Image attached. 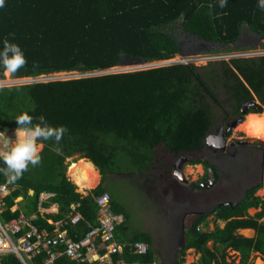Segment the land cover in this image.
I'll return each mask as SVG.
<instances>
[{"label":"trees","instance_id":"1","mask_svg":"<svg viewBox=\"0 0 264 264\" xmlns=\"http://www.w3.org/2000/svg\"><path fill=\"white\" fill-rule=\"evenodd\" d=\"M242 30L248 37L264 38V10L258 7V0H227L224 8L219 7V0H5V6L0 8V51L7 38L21 48L27 60V65L12 79L73 71L100 72L123 61H164L185 54L189 48L196 53L199 44L205 48L201 52L211 54L253 49L237 45ZM34 62L39 65L36 69L32 67ZM3 78L0 67V80ZM215 82L223 89L222 99L214 90ZM253 96L264 104V57L207 66L173 63L136 71L5 85L0 89L1 130L16 129L15 118L27 112L33 117L45 116L52 127L66 126L68 133L59 145L51 140L37 141L43 144L42 164L30 167L22 179L12 183L15 189L5 198L1 220L9 221L20 211L35 214L34 226L51 236L53 226L46 220L65 221L73 214L71 205L79 204L75 212L82 220L77 225L61 227L71 239L79 241L97 225L94 198L109 191L112 212L124 219L115 230L116 241L120 245L143 242L149 247L146 254L137 255L126 246L122 255L113 256V260L161 264L151 248L149 234L127 235L128 213L107 187L111 182L107 174L130 168L137 173L148 172L157 146L171 153V159L186 157V163L213 167L207 160L189 157L203 150L204 138L212 125L211 104L223 110L222 119L226 120L238 116L241 103ZM248 111L260 109L252 106ZM35 123L38 121L34 119ZM57 146L61 149L59 154L53 150ZM75 154L89 159L101 175L100 183L87 195L79 193L66 176V159ZM5 180L0 175V183ZM262 186L264 180L247 188L233 208L217 206L193 217L185 230V245L178 252L176 264H183L189 249L200 255L197 262L190 264H252L249 258L254 253L264 259V201L254 194ZM41 192L51 194L48 200L56 205L54 215L37 214ZM20 196L23 204L11 211L17 205L14 199ZM249 209L255 210L251 216ZM210 216L213 230L199 233L197 226L206 228ZM243 229L253 230L255 236L235 234ZM210 242L212 246L208 247ZM49 248L61 247L55 243ZM227 252L235 254L236 263L227 261ZM44 258V253H38L28 264H41ZM0 261L22 264L13 255L0 257ZM54 264L91 262L59 257Z\"/></svg>","mask_w":264,"mask_h":264},{"label":"rangeland","instance_id":"2","mask_svg":"<svg viewBox=\"0 0 264 264\" xmlns=\"http://www.w3.org/2000/svg\"><path fill=\"white\" fill-rule=\"evenodd\" d=\"M240 37L241 38L237 44L238 46H253V49L248 50V52H255L258 54V57L254 58L264 57V38L255 39L253 35H250L252 39H249L250 37H248L243 30L241 31ZM202 49L205 50L203 45L199 44L195 49L198 52L193 53L191 52V48H189L187 50L184 49L186 53L183 55L202 54ZM220 62L222 61L216 63ZM166 64L167 63H163L162 61L157 62L156 64H151L153 66H145L142 63H135L127 64L126 66H116L106 71H110L111 73L117 71H136ZM209 64H211V62L195 65L207 66ZM63 73L40 75L35 78L26 77L22 78L23 81H20L22 79H12L11 77H6L4 75L2 80L5 81V85H13L35 81L79 78L81 76L96 75L105 72H93L87 75H84L86 73L75 71ZM214 90L220 99H222L224 95L223 89L217 82L214 83ZM263 109L264 104L261 105V111L256 113L260 114ZM210 110V117L212 120L210 131L212 132L216 131V129H218L223 122H229L236 119L231 117L223 120V110H221L217 104H211ZM224 110L228 112L226 105L224 106ZM252 115L254 114H249L245 118L243 116V121L241 120L232 126L229 138L234 137L235 139H246L249 142L248 144L252 146L249 147V149L253 147L264 148V144H258V142L264 143V141L249 136V122ZM7 135H9V137L13 140L15 139V135L12 131H8ZM206 153L207 151H205L204 148V150L195 155L191 154L189 157L206 159ZM169 155H171V153L162 149L161 146H157L154 153V164L148 172L137 173L135 172V169L130 168L127 169V171L122 170L121 172L107 174V178H109L111 182H108V185L106 182L103 183L105 187L107 185V187L112 190L118 203L128 213L129 220L127 224V235L131 236L135 233L149 234L152 239L151 248L155 253L156 259L161 264H174V262L178 261L180 258L178 252L182 243V229L184 232V229L186 230L189 227L190 221H192L193 217L196 216L195 213L206 210L207 208L209 209L221 200H234L243 189L264 180V175L261 176L260 180H258L257 177H254L255 174L258 175L257 172H260L262 167H260V164L256 163V161L250 157L252 155L250 154V156H246L243 151H237L233 156H228L224 153L221 158H211L212 160L207 158V161L209 160L211 163L214 161L215 166L218 167L219 165L218 168L223 171V176L220 177L219 183L216 185L214 184L211 188H209V191L202 192L193 190L191 193L184 192L183 189L179 187V184L181 183L178 178L176 180L168 177L164 178L165 175L163 174V167L167 166L164 162L166 160L168 163L177 162V159H171ZM82 159L87 158H81L80 154H75L66 159V163H68L66 176L68 178L71 179L69 172L71 166L74 163H78ZM256 159L259 158L257 157ZM181 168L185 170L184 178H188L189 181H198L204 172L203 165L201 163L189 164L183 162L180 164L179 169ZM95 169L98 175V183H96L93 188L100 183L101 178L98 169L96 167ZM93 188L80 191L77 186V191L81 194H88ZM107 193L109 194L110 192L107 191ZM254 194L259 196L264 201V186L256 190ZM189 212L191 214H188ZM247 213L251 216L255 213V210L249 209ZM262 221H264V217L262 218ZM182 223L184 224L183 226ZM201 229L203 231L213 230L212 216L207 218V227L204 228L203 225H201ZM235 234L248 238L254 236L253 231L250 235H248L244 231L242 232L241 230H237ZM211 246L212 243H208V247ZM226 255L228 257L227 261L232 260L233 263L237 262V257H235L233 252H227ZM199 257L200 255L197 254L194 249H189L183 256V264L197 262ZM249 260L252 264H257L256 261L258 260L264 264V259L256 253L251 254Z\"/></svg>","mask_w":264,"mask_h":264},{"label":"built area","instance_id":"3","mask_svg":"<svg viewBox=\"0 0 264 264\" xmlns=\"http://www.w3.org/2000/svg\"><path fill=\"white\" fill-rule=\"evenodd\" d=\"M250 57H258V54L248 51L207 53L179 56L176 60H167L163 63L206 64ZM0 148H2V145H0ZM0 186H6L0 187V257L13 255L22 264H28L36 254L44 253L45 258L41 264H54L60 256L78 263L89 261L91 264H126L123 259L113 260V256L122 255L124 247L128 246L130 252L137 255L146 254L149 250L148 245L142 242L128 245H119L116 242L114 232L123 223V216L112 212L110 196L107 192H103L94 198L97 207V225L91 228L81 240L75 241L69 237L67 232L59 230L60 227L68 224L77 225L82 220L81 215L75 212L79 208V204L70 207L73 215L68 216L65 221L53 223L55 229L52 231V240L58 241L61 248L60 250H52L49 248L47 233L44 230L38 231L34 227L32 223L35 219L34 215L27 217L20 213L9 221L1 220V215L5 210V198L11 192L13 186L7 180L1 183ZM47 196L49 194L42 193L41 199Z\"/></svg>","mask_w":264,"mask_h":264},{"label":"clouds","instance_id":"4","mask_svg":"<svg viewBox=\"0 0 264 264\" xmlns=\"http://www.w3.org/2000/svg\"><path fill=\"white\" fill-rule=\"evenodd\" d=\"M4 6H5V0H0V8H2ZM226 6H227V0H219V7L220 8H224ZM258 7L261 10H264V0H258ZM12 35L14 38V34H12ZM207 53L211 54L209 52H202V54H207ZM224 53H228V52H224ZM179 56L184 57L186 55H177L174 58L168 59V60H174ZM250 58H254V57H250ZM244 59H248V58H244ZM233 60H236V59H233ZM164 61H167V60H164ZM164 61H162V62H164ZM221 61L223 63H228L231 60H229V61L221 60ZM157 62H160V61L146 62V63H143V65L153 66L151 64H154ZM216 62H219V61H216ZM216 62H213V63H216ZM173 63H177V62H171L169 64H173ZM179 64H181V63H179ZM26 65H27V60H26L21 48L17 44L10 43L9 40L6 38L4 40L3 50L0 51V67H2L4 75L6 77H12L16 73H18L22 68H24ZM166 65H168V64H166ZM187 65H195V64L190 63ZM159 66H163V65H159ZM159 66H157V67H159ZM195 66H197V65H195ZM32 67H33V69H36L39 67V65H38V63L34 62ZM151 68H153V67H151ZM144 69H147V68H144ZM87 74H89V73H86L84 75H87ZM18 79H22V78H18ZM20 81H23V79ZM45 81H48V80H45ZM4 86H5V81L0 80V89H3ZM253 98L256 99L254 96H253ZM260 105H263V104H260ZM248 113H256V112H248ZM241 117L243 118V114ZM34 119L36 121H38V123L33 124ZM15 121L18 125V127L16 129H14V130H1L0 129V131H1L0 132V145H2V148H0V161H2L3 165H4L3 167H0V175H3L6 178L7 182L11 183V184L16 183L18 180L22 179L23 174L25 172L29 171L30 167L35 168V167H38L42 164V156L40 155V150L43 147V144H38L37 143L38 140H40V141H50L51 140V141L55 142V145H59L61 140L63 139V137L68 133V129L66 126H63V125L58 126V127L50 126L48 124L45 116H43V115H40L38 117H33V116L29 115L27 112H25V113L18 115L15 118ZM225 127H226V124H225ZM230 128H232V127H230ZM8 131H12L13 134L15 131V134H14L15 139L14 140L11 137H9V135H7ZM216 131H215V133H216ZM211 132L212 131H209V133L206 136H208L209 134H212L215 137V133H211ZM222 137H223V135H222ZM223 139H224V137H223ZM224 142L227 143L225 141V139H224ZM205 143H206V140H204V145H205ZM53 150L55 152H57L58 154L61 152V149L58 146L54 147ZM12 186H13L12 190H14L15 185L12 184ZM0 187H6V186H0ZM43 193L49 194V196H47L46 198H49L51 196L50 193H46V192H43ZM17 198L14 199L15 203H16ZM18 209H19V207L17 208V210ZM20 213L24 214L22 211H20L19 214ZM30 215L35 216V219H34V221H35L37 216L35 214H30ZM30 215H26V216L28 217ZM71 215H73V214H71ZM71 215H69V216H71ZM46 223L49 225H52L53 230L55 229V227L53 225L54 222H51L50 220H46ZM59 230H61V227L59 228ZM38 231H40V230H38ZM52 231H51V236H49V234L45 231L48 235L49 247H50V242H53V244H55V243L59 244L58 241L52 240V237H53ZM61 231L66 232V230H61ZM114 237H115V232H114ZM60 257H63V256H60Z\"/></svg>","mask_w":264,"mask_h":264},{"label":"flooded vegetation","instance_id":"5","mask_svg":"<svg viewBox=\"0 0 264 264\" xmlns=\"http://www.w3.org/2000/svg\"><path fill=\"white\" fill-rule=\"evenodd\" d=\"M251 100V99H250ZM250 100H247V101H244V102H242V103H247L248 101H250ZM241 103V104H242ZM246 108V106H244V110H245V112H249L248 111V109L249 108H252V106H248V108L247 109H245ZM240 110V109H239ZM261 111V110H260ZM259 111V112H260ZM239 115L238 116H235V118L237 117H239V116H242V113L239 111ZM258 113V112H257ZM229 118H231V117H229ZM225 124H226V122H223L221 125H220V127H221V129H223V131H222V135H223V137H224V139H225V141L227 142V143H231L230 145H227V146H223V145H221L220 146V143L219 142H216V138L214 139V137H213V139H209L208 141H206V143H205V145H204V147H203V150H204V148H205V151H207V153H206V156H207V158H221L222 157V155L225 153V155H228V156H233L237 151H243L244 153H245V155L246 156H250V154L252 155V156H250L251 158H253V160L254 161H256V163H258V164H260V167H262V169L260 170V172H257L258 173V175L257 174H255V176L254 177H257L258 178V180H260V178H261V176L262 175H264V148H259V147H253V148H251V149H249V147H252L250 144H248L249 142L246 140V139H235L234 137H232V138H229V135H230V130L232 129V128H229L227 131H225ZM217 130V129H216ZM211 133H215V131L214 132H211ZM247 154H249V155H247ZM259 158V159H256V158ZM207 158L206 159H203V160H207ZM212 160V159H211ZM208 162L216 169V171H217V179H216V182H215V185L216 184H218L219 183V180H220V177H222L223 176V171L220 169V168H218L219 167V165H218V167L217 166H215V162L214 161H212L213 163H211L209 160H208ZM167 166L166 167H163L164 169H163V174L165 175L164 176V178H166V177H168V178H172V179H177L178 177H177V175L178 174H176V172H177V170L175 169V166L174 165H176V161L173 163H168L167 162V160L164 162ZM200 164V163H199ZM203 165V164H202ZM183 166V165H182ZM180 167V166H179ZM208 168L209 167H206V166H204L203 165V169H204V172H203V174H202V176H204L205 175V173L207 172L208 173ZM182 170V168L181 169H179V171H181ZM256 170H257V168H256ZM207 176H208V174H207ZM207 176H206V178H207ZM205 178V179H206ZM204 179V180H205ZM185 181L186 182H182V181H180V183H181V185L185 188V189H190V190H192V188H189L190 187V184L191 183H199V182H201V181H189L188 180V178H185ZM263 180H261L260 182H262ZM256 184V183H255ZM255 184H253V185H255ZM211 188V187H210ZM249 188V187H248ZM261 188V187H260ZM193 190H198V191H202V192H207V191H209V189H207V190H199V189H193ZM211 190V189H210ZM246 190V189H245ZM258 190V189H257ZM242 193V192H241ZM255 193V192H254ZM240 194V193H239ZM238 194V195H239ZM243 196V195H242ZM241 196V197H242ZM235 200V199H234ZM222 201H223V203H227V201L228 200H221V201H219V203H222ZM231 201H233V200H231ZM198 214H200L199 212H197L196 213V215H198ZM193 220V219H192ZM192 223V221H190V224ZM190 224H189V226H190ZM184 224L182 223V226H183ZM253 231V230H252ZM254 232V231H253ZM248 234V233H247ZM181 235L183 236V238L185 237V229H184V232H183V229H182V232H181ZM181 236V237H182ZM254 236H255V233H254ZM253 236V237H254ZM185 239V238H184ZM182 242V241H181ZM184 245H185V240H184ZM181 247H182V243H181ZM182 248H180V250H181ZM179 250V251H180ZM174 264H176V262H174Z\"/></svg>","mask_w":264,"mask_h":264},{"label":"water","instance_id":"6","mask_svg":"<svg viewBox=\"0 0 264 264\" xmlns=\"http://www.w3.org/2000/svg\"><path fill=\"white\" fill-rule=\"evenodd\" d=\"M136 63H139V60H137ZM127 64H130V63H126V62L123 61V62H120L119 66H126ZM131 71H133V70H131ZM104 72L105 73H109L110 71L109 72L104 71ZM117 72H119V71H117ZM120 72H123V71H120ZM112 73H115V72H112ZM244 106H246L245 109H247L248 106H253V108H255V106H256V108H259L261 110L260 103L254 98H252L247 103H242L241 104L239 111L243 114V116H245L248 113V112H245ZM241 120H242V117L239 116L238 118H236L234 120L226 122L225 131H227L230 127L234 126L235 124H237ZM222 131H223V129H221V127H219L218 130L215 133V137L212 134H209L208 136L205 137L204 140L208 141L209 139H213V137H214V139L216 138V142L220 143V146L221 145H223V146L230 145L231 143L229 144V143H225L224 142V139L222 137ZM186 161H187L186 157H179L177 162H176V165H174L175 169L177 170V172H176V174H178L177 177L182 182H186L185 178H184L185 170L182 169L181 171H179V166H180L181 163L186 162ZM216 179H217V171H216V169L213 168V167H209L208 168V176H207V178L205 180L199 182V183H191L189 188H192L191 191H193V189L207 190V189H209L210 187H212L215 184ZM244 192H245V190H243L242 193H240V195H238L235 198V200H233V201H227V203H223V201H222V203H216L211 208H209V209L207 208L205 211H201L199 213L200 214H206V213H208L210 211V209H212L214 207H217V206H223V205H227L230 208H233L234 206H236L239 203V201L241 199V196L244 194ZM197 229H198L199 233H203V230L201 229V225H198ZM246 230H248V231H250V233H252V230H250V229H243L241 231L243 232V231H246ZM244 238H248V237H244ZM181 241H182V247L181 248H183L184 247V238H183V236H182V240ZM52 244H53V242H50V245H52ZM0 264H1V261H0Z\"/></svg>","mask_w":264,"mask_h":264},{"label":"bare ground","instance_id":"7","mask_svg":"<svg viewBox=\"0 0 264 264\" xmlns=\"http://www.w3.org/2000/svg\"><path fill=\"white\" fill-rule=\"evenodd\" d=\"M249 114L253 113H247L244 118ZM249 136L264 141V109L260 114H254L250 117ZM69 172L71 180L79 187L80 191L89 190L98 183L97 171L92 162L88 159H83L78 163H74L69 169ZM244 232L248 233V235L251 234L248 230ZM256 262L257 264H262L259 260Z\"/></svg>","mask_w":264,"mask_h":264},{"label":"crops","instance_id":"8","mask_svg":"<svg viewBox=\"0 0 264 264\" xmlns=\"http://www.w3.org/2000/svg\"><path fill=\"white\" fill-rule=\"evenodd\" d=\"M14 134H15V131H14ZM69 180L73 183V181L69 178ZM74 184V183H73ZM253 185V184H252ZM252 185H250V186H252ZM249 186V187H250ZM179 187L181 188V189H183V191L184 192H189V193H191V190L189 189H185L181 184H179ZM248 188V187H247ZM246 189V188H245ZM245 189H243V190H245ZM242 190V191H243ZM43 192H41L40 194H39V197H38V205H37V214L39 215V216H43V215H54L55 213H56V206L54 205V204H52V203H49V200H48V198H42L41 199V194H42ZM84 193V192H83ZM199 193V192H198ZM27 194L28 195H31L32 194V191L31 190H28L27 191ZM83 195H87V193H85V194H83ZM44 197V196H43ZM20 201V203H19V201ZM23 197H18L17 199H16V203H17V205L15 206V207H13L12 208V210L11 211H15V210H17V208L19 207H21V205L23 204ZM44 205H47V207H44ZM202 211H205V210H202ZM199 212H201V211H199ZM188 214H191L190 212L188 213ZM53 245V244H52ZM51 246V245H50Z\"/></svg>","mask_w":264,"mask_h":264}]
</instances>
